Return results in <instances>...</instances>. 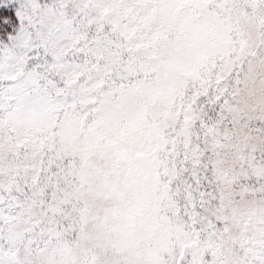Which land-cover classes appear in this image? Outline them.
I'll return each instance as SVG.
<instances>
[{"label":"snow or ice","instance_id":"snow-or-ice-1","mask_svg":"<svg viewBox=\"0 0 264 264\" xmlns=\"http://www.w3.org/2000/svg\"><path fill=\"white\" fill-rule=\"evenodd\" d=\"M0 264H264V0H0Z\"/></svg>","mask_w":264,"mask_h":264}]
</instances>
